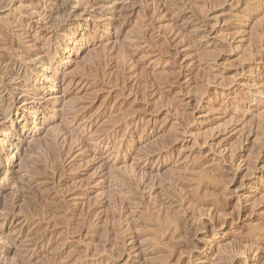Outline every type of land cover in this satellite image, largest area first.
Instances as JSON below:
<instances>
[{
    "label": "rangeland",
    "instance_id": "374dc122",
    "mask_svg": "<svg viewBox=\"0 0 264 264\" xmlns=\"http://www.w3.org/2000/svg\"><path fill=\"white\" fill-rule=\"evenodd\" d=\"M0 79V264H264V0H0Z\"/></svg>",
    "mask_w": 264,
    "mask_h": 264
},
{
    "label": "bare ground",
    "instance_id": "6f19581e",
    "mask_svg": "<svg viewBox=\"0 0 264 264\" xmlns=\"http://www.w3.org/2000/svg\"><path fill=\"white\" fill-rule=\"evenodd\" d=\"M5 63H6V62H5ZM9 63H10V62H9ZM13 64H14V63H13ZM2 77H3V76H2ZM9 77H10V76H9ZM35 77H36V76H35ZM0 80H3V79H0ZM12 80H13V79H12ZM4 81H5V79H4ZM22 81H23V80H22ZM24 81H25V80H24ZM18 82H19V81H18ZM25 85H26V84H25ZM28 85H29V84H28ZM27 87H28V86H27ZM14 88H15V87H14ZM24 89H25V88H24ZM31 89H32V88H31ZM31 89H30V90H31ZM27 90H28V89H27ZM23 91H24V90H23ZM23 91H22V92H23ZM25 91H26V90H25ZM28 93H29V92H27V94H28ZM24 94H25V93H24ZM24 94H23V95H24ZM10 95H11V94H10ZM33 111L35 112V110H33ZM30 112H31V111H30ZM32 113H33V112H32ZM32 116H33V115H32ZM33 120H34V116H33V118L30 119V121L32 122ZM28 123H29V122H28ZM5 153L7 154V150H6ZM5 156H6V155H5ZM175 226H176V225H175ZM51 258H53V257H51ZM51 258H50V259H51ZM51 260H52V259H51ZM53 261H54V260H53ZM54 264H55V262H54Z\"/></svg>",
    "mask_w": 264,
    "mask_h": 264
}]
</instances>
